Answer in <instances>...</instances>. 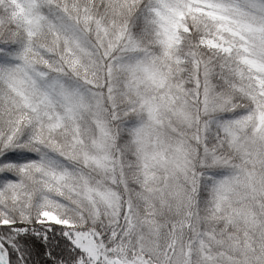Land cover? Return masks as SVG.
<instances>
[{
  "label": "snow or ice",
  "instance_id": "snow-or-ice-1",
  "mask_svg": "<svg viewBox=\"0 0 264 264\" xmlns=\"http://www.w3.org/2000/svg\"><path fill=\"white\" fill-rule=\"evenodd\" d=\"M0 264H264V0H0Z\"/></svg>",
  "mask_w": 264,
  "mask_h": 264
}]
</instances>
